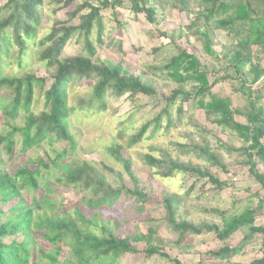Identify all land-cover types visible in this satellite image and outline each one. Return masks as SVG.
Returning a JSON list of instances; mask_svg holds the SVG:
<instances>
[{
  "label": "trees",
  "instance_id": "obj_1",
  "mask_svg": "<svg viewBox=\"0 0 264 264\" xmlns=\"http://www.w3.org/2000/svg\"><path fill=\"white\" fill-rule=\"evenodd\" d=\"M2 1L0 90L10 96L0 97V264H121L139 254L146 261L155 257L185 264L166 252L167 244L180 249L188 237H212L224 243L237 234L242 235L237 246L225 245L208 256L229 260L247 247L261 246L260 256L248 264H264V225L257 224L264 218V0H53L59 6L53 11L55 16L73 10L65 14V20L58 17L52 21L42 38L38 35L44 25L45 0ZM126 3L135 20L143 16L155 27L156 36L177 45L178 53L167 65L148 68L152 79L163 80L173 89L170 96L161 95L165 106L152 119L135 134L107 148L108 156L121 167L116 170L105 163L78 160V144L69 119L77 111L104 113L108 98L143 96L156 100L160 96L155 81L131 73L122 64L104 63L96 57L97 49L105 46L104 12L111 11L119 23L118 10ZM172 14H185L190 22L169 35L158 27ZM219 36L226 42L221 52L216 50ZM73 40L83 45L84 54L64 58V50ZM178 40L185 41L186 46L176 44ZM111 44L122 51L115 41L110 40ZM32 58L46 70V77L25 72ZM6 59H12L23 73L5 76ZM78 85H89L90 93L78 98L76 107H72L69 90ZM218 85H230L232 93L245 99V109H233L231 98L215 94ZM190 102L215 130L192 125L202 133L199 141L192 138L194 133H185L187 141L151 147L150 153L142 156V163L160 179L195 177L215 191L229 192L230 181H221L210 170L226 172L228 165L211 148L207 136L216 135V131L234 135L242 144L239 148L219 143L229 155H238L242 171L247 169L248 178L259 185L254 195L259 202L241 215L223 219L221 226L182 217V201L177 195L163 191L155 201L135 175L127 155L149 131L153 135L162 129L169 133L181 125L187 113L185 105ZM40 103L42 110L36 114L33 109ZM172 106L176 107L175 119ZM45 142L63 143L66 148L50 164L42 158L31 159L24 166L18 162L20 156L40 149ZM68 158L71 161L67 163ZM53 168L58 171L56 177ZM59 188H78L83 194L73 211L61 210L62 206L54 203ZM193 192L192 185L188 196ZM118 204L122 208L119 213ZM154 204L164 212L165 228L176 236L173 243L157 237L152 221L144 218L147 207ZM105 210H111L112 215H104ZM220 215L225 217L226 213ZM130 217L141 218L148 227L146 231L140 233L137 226L136 234L121 236L119 231L122 225L130 224ZM141 244L144 247L140 252Z\"/></svg>",
  "mask_w": 264,
  "mask_h": 264
},
{
  "label": "rangeland",
  "instance_id": "obj_2",
  "mask_svg": "<svg viewBox=\"0 0 264 264\" xmlns=\"http://www.w3.org/2000/svg\"><path fill=\"white\" fill-rule=\"evenodd\" d=\"M2 3L3 1L0 0V4ZM129 6L130 5L126 3L124 9L118 10L119 23L124 24L122 27H119V23L114 21L111 11L104 12L105 30L103 38L105 46L97 49L96 57L99 61L104 63L111 62L114 64H122L123 67L129 69L131 73L155 81L160 96H158L156 100L143 96H139L136 99H130L126 96L121 100L108 98L106 99L107 109L104 113L77 111L76 114L69 119L70 131L75 136V140L78 144L76 154L78 160L89 163H105L113 166L116 170H121V167L117 166L108 156L106 152L107 148L115 142L120 143L122 137H129L135 134L146 120L152 119L155 114L165 106L162 102L161 95L170 96L173 89L170 84H167L163 80L156 78L152 79L153 77L149 73L148 68H161L167 65L178 53L177 45L171 44L168 40L156 36L154 32L155 27L149 25L143 16L135 20L132 12L129 10ZM58 7L59 6H57L53 0H45V6L43 7L44 25L39 32V38L47 34L48 29H50L52 25V21L56 20L58 17L65 20V14L73 10V8L64 10L55 16L53 11L57 10ZM189 22L190 18L185 14H172V16L170 15L166 20L162 21L158 29L171 35L178 32L181 26H187ZM96 38L97 32L95 31L93 34L94 42L97 41ZM110 40L115 41V45H119L122 51L120 52L118 47H114L112 44L110 45ZM177 43L179 46H186L183 40L180 42L178 40L176 44ZM224 43L226 44L225 40L220 37V41L216 45V50L221 52L225 46L223 45ZM196 47L200 49L201 46L200 44H196ZM194 52L197 53V51ZM83 54V45L73 40L66 46L63 57L68 58ZM262 64L264 66V62H262ZM210 66L212 67L211 63ZM25 72H31L37 77L47 76L46 70L36 63L35 58L29 61ZM22 73L19 66L16 63H12V59L5 60V64L3 65V74L5 76H16ZM210 80L213 82L212 78ZM88 93H90L89 85H78L71 88L69 90V105L76 107L77 99L86 97ZM214 93L220 97L231 98L233 109L244 110L247 105L243 97L232 93L230 85H218L214 88ZM8 96H10L9 92L0 90V97ZM35 100L37 101V99ZM262 104L264 106V98ZM171 109L173 111V119H175L176 107L172 106ZM185 109L187 113L182 119L181 125L172 128L169 133H166L164 129H162L153 135L151 131H149L144 141L130 149L127 155L132 159L135 175L140 178L142 185L147 189V193L155 201H159L160 193L163 191L177 195L182 201L180 208L182 217L195 223L209 222L221 226L223 224V219L229 220L233 215H241L247 209L258 206L259 202L258 198L254 197L259 191V185L248 178L246 175L247 169L242 171L243 168L240 166L241 159L238 155H229L219 143L220 140V142L224 144L239 148L242 144L234 135H223L219 131H216V135L207 136L211 148L217 150L222 160L228 165L226 172H222L220 169H210L211 172L223 182L226 179L230 181L229 179L232 177L238 178L236 184H232L233 182L230 181V188L233 192L231 195L228 194V192L215 191L213 186L205 181L199 182L195 177L176 175L174 178L160 179L154 176L153 172L142 163V156L150 153L151 147H166L171 142L187 141L183 138L185 133H194L192 138L199 141L202 133L197 131L192 125H203L208 131L215 130L214 126L206 122L204 113L195 110L194 102L186 104ZM41 110L42 103L38 104L35 109H33L36 114H39ZM191 116H193L194 119H191ZM238 120L245 122L243 118H238ZM1 130H3L2 126H0V131ZM65 148L66 145L63 143L50 144L45 142L40 149L36 148L35 150H30L25 155L20 157L17 156L16 158L19 157L18 162L23 166L31 159L37 160L41 158L45 163L50 164V160L54 159L56 155ZM66 161L67 163L70 162L71 158H68L65 162ZM51 171L53 172V177H56L58 174L57 169L53 168ZM43 173H45V171H43ZM126 181L129 182L128 180ZM192 185L194 186V192L188 196ZM59 192L60 194L58 196L53 197L54 203L58 206H62L61 210L67 211H73L79 205V200L83 195H81L78 188H59ZM250 196H252V198H250ZM29 197H31V195ZM117 207L118 213L121 212L122 208H120V204H118ZM223 212L226 213L225 217L220 215V213ZM103 213L106 216L112 215L111 210H105ZM118 218L122 221V216L120 214ZM144 218L152 221V226L158 231L157 237L164 240L165 243L170 244L176 240V236L169 232L163 225L164 212L161 207L156 204L147 207ZM129 219L130 224L122 225L119 231L121 236L124 234H136L138 227L140 233L145 232L148 228L146 224L140 221L142 220L141 218L135 219L130 217ZM257 224L264 225V218L259 219ZM240 238H242V235L237 234L231 238L230 241L223 243L212 237H188L183 248L172 249L171 246L167 244L165 250L172 258H178L185 264H199L200 262L201 264H228V259L222 261L214 259L208 256L209 252L222 248L225 245H232L234 247L238 245ZM143 247V244L139 245L140 252L143 250ZM39 264L46 263L43 262ZM121 264L171 263L167 260L155 257L146 261L143 260L142 254H139L127 257Z\"/></svg>",
  "mask_w": 264,
  "mask_h": 264
},
{
  "label": "crops",
  "instance_id": "obj_3",
  "mask_svg": "<svg viewBox=\"0 0 264 264\" xmlns=\"http://www.w3.org/2000/svg\"><path fill=\"white\" fill-rule=\"evenodd\" d=\"M241 240H242V238H240V241L238 243H240ZM261 253H262L261 252V246H251V247H247L241 254L230 258L228 260V264H248L255 257L260 256Z\"/></svg>",
  "mask_w": 264,
  "mask_h": 264
},
{
  "label": "built area",
  "instance_id": "obj_4",
  "mask_svg": "<svg viewBox=\"0 0 264 264\" xmlns=\"http://www.w3.org/2000/svg\"><path fill=\"white\" fill-rule=\"evenodd\" d=\"M231 182H233L232 184H236L237 182H238V178H234V177H232V178H230L229 179ZM230 195L232 194V192L230 191V192H228Z\"/></svg>",
  "mask_w": 264,
  "mask_h": 264
}]
</instances>
